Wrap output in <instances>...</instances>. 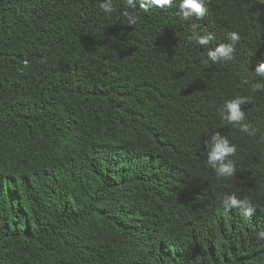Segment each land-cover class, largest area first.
I'll list each match as a JSON object with an SVG mask.
<instances>
[{"label": "trees", "instance_id": "trees-1", "mask_svg": "<svg viewBox=\"0 0 264 264\" xmlns=\"http://www.w3.org/2000/svg\"><path fill=\"white\" fill-rule=\"evenodd\" d=\"M101 2L0 0V264H264V4ZM232 32L233 58L208 60ZM237 96L253 136L221 118ZM213 134L232 177L207 163Z\"/></svg>", "mask_w": 264, "mask_h": 264}, {"label": "clouds", "instance_id": "clouds-1", "mask_svg": "<svg viewBox=\"0 0 264 264\" xmlns=\"http://www.w3.org/2000/svg\"><path fill=\"white\" fill-rule=\"evenodd\" d=\"M209 0H180L179 10L185 20L195 17L197 20L203 19L207 15L205 5ZM174 0H139V6L144 12H148L150 7L165 8L171 7ZM258 3L264 4V0H258ZM129 8L135 9V0H127ZM101 11L111 15L114 11V0H103L101 2ZM123 16L126 17L129 25L135 26L140 17L135 13L123 11ZM195 27V25H194ZM192 39L200 46L207 47L214 39L212 33L206 35H194ZM229 43H220L215 48H210L207 51V59L212 62L228 61L233 58L235 53V45L239 42L240 36L236 32L229 34ZM207 61H202L206 63ZM24 66L28 67V62L24 61ZM255 74L259 77H264V64H260L255 69ZM253 92L264 91V83H255L252 85ZM251 97L237 96L227 100L221 110V118L233 127L238 128L240 132L247 133L249 136L255 135V128L245 122V112L241 110V105L250 102ZM211 145H205L210 148L208 153L207 163L214 170L217 180L232 177L235 174V165L231 159L236 153V145L220 136L213 134L211 137ZM222 207L226 210L240 209L252 207V202L248 198H239L236 194H225L220 201ZM261 241H264V231L258 234Z\"/></svg>", "mask_w": 264, "mask_h": 264}]
</instances>
